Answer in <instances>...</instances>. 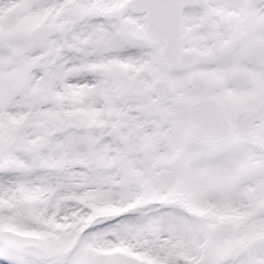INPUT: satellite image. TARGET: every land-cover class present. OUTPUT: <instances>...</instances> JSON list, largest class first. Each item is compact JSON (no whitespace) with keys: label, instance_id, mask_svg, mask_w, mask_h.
I'll use <instances>...</instances> for the list:
<instances>
[{"label":"snow or ice","instance_id":"obj_1","mask_svg":"<svg viewBox=\"0 0 264 264\" xmlns=\"http://www.w3.org/2000/svg\"><path fill=\"white\" fill-rule=\"evenodd\" d=\"M0 264H264V0H0Z\"/></svg>","mask_w":264,"mask_h":264}]
</instances>
